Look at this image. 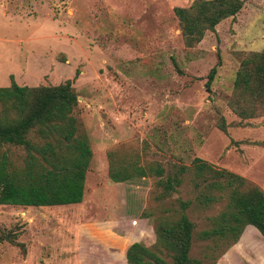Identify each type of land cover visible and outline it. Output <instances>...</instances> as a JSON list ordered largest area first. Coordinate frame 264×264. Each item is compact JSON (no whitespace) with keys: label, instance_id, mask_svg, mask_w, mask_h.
<instances>
[{"label":"rangeland","instance_id":"obj_1","mask_svg":"<svg viewBox=\"0 0 264 264\" xmlns=\"http://www.w3.org/2000/svg\"><path fill=\"white\" fill-rule=\"evenodd\" d=\"M242 1L234 17L188 47L173 8L193 0H0V87L11 76L29 87L70 79L72 114L92 151L80 203L0 205V264H128V245L155 242V217L176 209L177 199L196 202L195 157L264 191V115L241 118L228 105L242 59L264 48V0ZM31 139L40 141L36 131ZM109 150L142 166L188 171L160 198L154 175L111 181ZM12 151L20 165L24 150ZM226 202L188 210L190 256L201 264H223L231 247L219 241L209 251L216 261H208L212 242L199 236Z\"/></svg>","mask_w":264,"mask_h":264},{"label":"trees","instance_id":"obj_2","mask_svg":"<svg viewBox=\"0 0 264 264\" xmlns=\"http://www.w3.org/2000/svg\"><path fill=\"white\" fill-rule=\"evenodd\" d=\"M242 4V0H193L188 7H174L184 44L190 47L198 43L206 31H214L219 22L234 17ZM214 73L212 68L207 88ZM71 84L68 79L58 85L29 87L18 85L11 76L10 84L0 87V205L59 206L83 200L92 151L87 135L72 114L77 94ZM228 105L241 118L264 115V48L242 59ZM219 125L225 130L224 121ZM34 131L40 141L31 139ZM14 147L25 152L20 165L12 158ZM107 156L111 181L154 175L162 187L160 198L175 191L188 171L184 165L170 171L159 163L142 166L121 159L114 150H109ZM192 163L193 175L199 179L193 182L198 190L196 202L177 199L176 209H166L155 217V242L149 246L141 241L128 245V264H201L190 256L195 223L188 210L193 204L208 208L223 197L227 200L224 208L209 218L208 229L199 232L201 238L212 242L207 245L206 260L215 262L218 255L209 254L210 249L224 240L226 250L237 242L246 225L253 224L264 237V191L249 184L248 179L199 157Z\"/></svg>","mask_w":264,"mask_h":264},{"label":"crops","instance_id":"obj_3","mask_svg":"<svg viewBox=\"0 0 264 264\" xmlns=\"http://www.w3.org/2000/svg\"><path fill=\"white\" fill-rule=\"evenodd\" d=\"M26 207L32 208L34 206ZM250 226L251 228L248 229ZM253 226V224L246 225L237 242L225 252L223 264H235V261H238L239 264H246L245 262L247 264H264V237ZM246 245L248 246L245 247ZM250 252L256 255L257 261L254 263L250 261L252 259Z\"/></svg>","mask_w":264,"mask_h":264}]
</instances>
